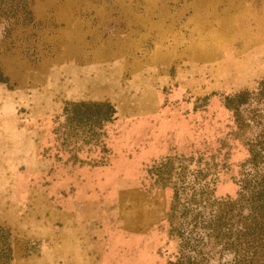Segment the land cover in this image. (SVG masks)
Wrapping results in <instances>:
<instances>
[{"label":"rangeland","instance_id":"1","mask_svg":"<svg viewBox=\"0 0 264 264\" xmlns=\"http://www.w3.org/2000/svg\"><path fill=\"white\" fill-rule=\"evenodd\" d=\"M260 205L264 0H0V264H230Z\"/></svg>","mask_w":264,"mask_h":264},{"label":"trees","instance_id":"2","mask_svg":"<svg viewBox=\"0 0 264 264\" xmlns=\"http://www.w3.org/2000/svg\"><path fill=\"white\" fill-rule=\"evenodd\" d=\"M252 221L264 225V205L252 209ZM252 239H237L238 251L233 253L232 264H264V235H251ZM243 249H240L242 248ZM230 263V264H231Z\"/></svg>","mask_w":264,"mask_h":264}]
</instances>
